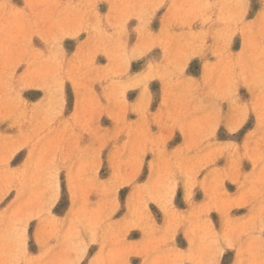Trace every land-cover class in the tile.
Returning <instances> with one entry per match:
<instances>
[{
    "label": "clouds",
    "instance_id": "1",
    "mask_svg": "<svg viewBox=\"0 0 264 264\" xmlns=\"http://www.w3.org/2000/svg\"><path fill=\"white\" fill-rule=\"evenodd\" d=\"M134 262L264 264V0H0V264Z\"/></svg>",
    "mask_w": 264,
    "mask_h": 264
},
{
    "label": "rangeland",
    "instance_id": "2",
    "mask_svg": "<svg viewBox=\"0 0 264 264\" xmlns=\"http://www.w3.org/2000/svg\"><path fill=\"white\" fill-rule=\"evenodd\" d=\"M253 7L256 8L257 5L254 4ZM102 10H104V9H103V6H102ZM195 63H196V62H194V64H195ZM133 67H134V70H135L136 65H134ZM153 87H154V88H157L158 85H157V84H154ZM28 95H30V96H32V97H36V96H39L40 94H39V93H32V94H28ZM134 96H135L134 93H130V97H129V98H130V99H131V98H134ZM105 123H107V121H105ZM19 159H20V157L17 158V161H14V162H13L14 165H15V163H17V162L19 161ZM246 167H247V165H246ZM125 191H126V190H125ZM229 191H230V192H231V191H234V188H233L232 186H229ZM198 198H199V196H198ZM214 219H215V216H214ZM158 222H159V221H158ZM133 235L135 236L136 234H133ZM134 264H135V262H134Z\"/></svg>",
    "mask_w": 264,
    "mask_h": 264
}]
</instances>
